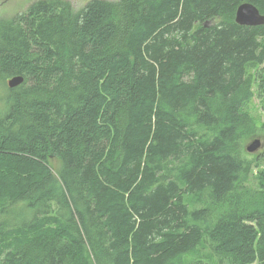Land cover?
I'll list each match as a JSON object with an SVG mask.
<instances>
[{
  "label": "trees",
  "instance_id": "trees-1",
  "mask_svg": "<svg viewBox=\"0 0 264 264\" xmlns=\"http://www.w3.org/2000/svg\"><path fill=\"white\" fill-rule=\"evenodd\" d=\"M244 3L264 16L39 0L0 19V264H264L263 156L242 145L264 139V26L234 22Z\"/></svg>",
  "mask_w": 264,
  "mask_h": 264
},
{
  "label": "rangeland",
  "instance_id": "rangeland-1",
  "mask_svg": "<svg viewBox=\"0 0 264 264\" xmlns=\"http://www.w3.org/2000/svg\"><path fill=\"white\" fill-rule=\"evenodd\" d=\"M37 1L39 0H0V19L11 18L16 15L23 14L31 4ZM64 1H67L71 5L74 11H79L91 0H64ZM107 1H115V0H107ZM259 69L264 70V64ZM252 91L255 93L256 86L253 87ZM249 110L252 112V114L255 113L258 119L257 129H256L257 132L255 133L254 136L264 135V133L260 130L261 122L264 119V115L261 112V106L256 97H254V99L252 100ZM252 137L244 139L242 145L243 146L247 145L250 142L248 140ZM254 139H259V138L256 137ZM260 140L262 146L255 153V155L252 156H256V155L263 156L262 161H260L262 168L264 167V139L261 138ZM59 167L60 165L58 164V161L54 160L52 164L53 173L56 174L58 172Z\"/></svg>",
  "mask_w": 264,
  "mask_h": 264
},
{
  "label": "water",
  "instance_id": "water-1",
  "mask_svg": "<svg viewBox=\"0 0 264 264\" xmlns=\"http://www.w3.org/2000/svg\"><path fill=\"white\" fill-rule=\"evenodd\" d=\"M234 22L240 26L257 27L264 26V16L260 15L258 10L249 3L241 4L237 7L234 16ZM23 82L22 77H13L7 81L9 89L19 86ZM260 139H253L245 145V151L249 154H255L261 147Z\"/></svg>",
  "mask_w": 264,
  "mask_h": 264
}]
</instances>
